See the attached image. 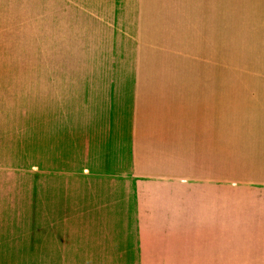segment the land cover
Wrapping results in <instances>:
<instances>
[{
	"label": "crops",
	"instance_id": "0c3cea01",
	"mask_svg": "<svg viewBox=\"0 0 264 264\" xmlns=\"http://www.w3.org/2000/svg\"><path fill=\"white\" fill-rule=\"evenodd\" d=\"M122 7L133 77L70 169L85 218L136 231L109 249L139 264H264V77H226L264 70V0Z\"/></svg>",
	"mask_w": 264,
	"mask_h": 264
},
{
	"label": "rangeland",
	"instance_id": "374dc122",
	"mask_svg": "<svg viewBox=\"0 0 264 264\" xmlns=\"http://www.w3.org/2000/svg\"><path fill=\"white\" fill-rule=\"evenodd\" d=\"M122 3L0 0V264H139L109 249L136 231L91 227L70 171L75 143L113 102L104 92L133 77L135 23Z\"/></svg>",
	"mask_w": 264,
	"mask_h": 264
}]
</instances>
